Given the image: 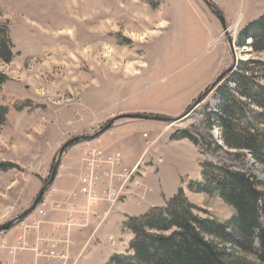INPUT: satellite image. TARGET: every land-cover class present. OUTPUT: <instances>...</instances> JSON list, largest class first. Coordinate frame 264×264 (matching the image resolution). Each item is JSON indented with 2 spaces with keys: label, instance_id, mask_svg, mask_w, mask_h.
Listing matches in <instances>:
<instances>
[{
  "label": "rangeland",
  "instance_id": "obj_1",
  "mask_svg": "<svg viewBox=\"0 0 264 264\" xmlns=\"http://www.w3.org/2000/svg\"><path fill=\"white\" fill-rule=\"evenodd\" d=\"M182 6L213 15L201 0H0V23L8 24L15 53L10 63L0 59V73L8 77L0 85V108L8 107L0 123V163L19 167L0 172V226L28 209L22 207L28 195L21 189L34 177L45 178L42 186L49 180L67 141L95 135L115 117L132 111L180 117L213 83L200 81L205 69H200L197 59L184 62L182 50L174 49L183 37L177 13ZM230 31L234 37L238 29ZM245 55L243 60L264 62V52L253 53L251 47H246ZM173 60L183 63L163 72ZM216 97L217 89L181 124L147 121L149 129L140 134L151 142L154 136L192 132L200 139L198 162L248 172L264 188L263 164L245 150L215 142L220 132L210 129L206 118L216 108ZM26 101L31 106L15 108ZM131 121L122 119L114 125ZM100 137L74 144L65 153L75 145L86 151ZM184 156L185 164H169V172L194 175V153ZM152 172L157 174V168ZM186 195L222 222L232 214L217 198L188 190ZM231 245L220 246L234 251L243 264H261L255 255Z\"/></svg>",
  "mask_w": 264,
  "mask_h": 264
},
{
  "label": "trees",
  "instance_id": "obj_2",
  "mask_svg": "<svg viewBox=\"0 0 264 264\" xmlns=\"http://www.w3.org/2000/svg\"><path fill=\"white\" fill-rule=\"evenodd\" d=\"M248 40L252 43L248 44ZM237 44L241 48L251 47L253 53L264 52V14L240 32ZM13 50L9 26L0 23V59L12 62ZM7 80L0 73V85ZM223 81L217 88L216 108L206 118L210 129L220 132L214 140L219 145L245 150L264 165V62L240 60ZM15 106L21 110L31 106V101ZM7 110L8 107L0 108V123ZM171 140H189L198 148L201 146L199 137L188 131L175 132ZM201 168L202 180L183 178L182 188L166 206L128 218L126 228L134 235L131 252L113 256L109 264H243L234 257V251H226L221 243L253 254L264 264L261 182L256 176L236 171L227 164L204 161ZM13 169L19 167L0 163V172ZM186 184L192 193L223 202L231 210L230 218L222 222L207 209L192 203L183 188ZM210 238H216L218 243Z\"/></svg>",
  "mask_w": 264,
  "mask_h": 264
},
{
  "label": "crops",
  "instance_id": "obj_3",
  "mask_svg": "<svg viewBox=\"0 0 264 264\" xmlns=\"http://www.w3.org/2000/svg\"><path fill=\"white\" fill-rule=\"evenodd\" d=\"M209 1L223 13L231 29H238L234 36L236 43L240 32L264 14V0ZM187 7L182 6L177 12L183 37L176 42L174 49L182 50L181 55L185 59L184 62L190 58L197 59L200 69H205V77H201L200 81L212 82L231 66L229 60L232 54L227 38L223 35L220 21L213 13V15H208L201 10H191ZM237 24L238 27H236ZM182 63L183 60L168 61L163 72H170ZM130 113L144 112L132 111ZM131 122L134 123L114 125L111 131L90 143L91 145L88 146L92 147L88 148H99L107 153H121L123 164L127 167H134L144 155H147L146 164L143 167L144 181L152 192L145 197L143 204L139 206L135 199L121 201L116 205L98 204L93 209L95 216H91L89 226L83 230L74 229L68 237L63 230L58 229L59 224L67 218V211L54 210L50 206L47 207L45 216L34 211L15 227L0 234L1 264L12 263L14 257L10 251L18 246L21 239L28 249L17 255L15 258L17 264H59L39 256L40 251L47 250L46 240L51 236L70 241L71 260L69 264H109L113 256L127 255L131 252L134 235L126 228L129 217H140L153 208L166 206L182 188L183 177L188 176L191 181L202 180V163L197 159L202 154L196 145L189 140H171L173 134L170 133L164 134L163 137L154 136L151 139L153 145L149 148L147 147L149 141L145 142L140 134L141 130L149 129L145 123L147 121L132 119ZM84 149L85 147L75 145L65 153L51 186L53 192L48 194V198L53 203L73 204L79 207L87 205L85 197L79 192L83 172L82 158L86 152ZM193 153L196 165L193 176L178 170L169 172V164L183 166L185 164L183 154L186 157ZM156 159H161L162 163L156 164ZM150 161L154 162L153 167L149 165ZM155 168H157V174L154 175L152 171ZM44 179L34 177L29 180L30 183L23 186L21 190L28 196L24 199L22 207L26 208L31 205L33 196L41 189ZM14 185L15 183L10 184L8 189ZM183 188L185 192L190 191L188 184ZM74 196H76L75 200ZM74 217L79 220L82 214H75ZM34 222L39 223V227L26 232V229Z\"/></svg>",
  "mask_w": 264,
  "mask_h": 264
},
{
  "label": "built area",
  "instance_id": "obj_4",
  "mask_svg": "<svg viewBox=\"0 0 264 264\" xmlns=\"http://www.w3.org/2000/svg\"><path fill=\"white\" fill-rule=\"evenodd\" d=\"M152 145L153 143L148 142L149 148ZM146 158L147 155H144L134 167H127L123 164L121 153H107L99 148H88L82 158L83 172L79 188V192L85 197L87 205L79 207L73 204L53 203L48 198V194L53 192V189L50 188L36 211L41 216L46 215V209L49 206L54 210L67 211L68 216L59 224L58 229L63 230L66 237H68L74 229L83 230L89 226L91 216H95L93 209L98 204L116 205L121 201L126 202L135 199L136 203L141 206L145 197L152 192L144 181L143 167L146 164ZM155 163L159 165L162 160L156 159ZM129 173H137V180L129 181ZM75 199L76 196H74ZM75 214H82V217L77 220L74 217ZM38 227L39 223L34 222L26 229V232ZM46 242L47 250L45 252L40 251V257L56 261L59 264H69L71 260V243L68 239L62 240L59 237L51 236ZM27 249L21 239L18 246L10 251V254L14 257L11 264H17L15 258Z\"/></svg>",
  "mask_w": 264,
  "mask_h": 264
},
{
  "label": "water",
  "instance_id": "obj_5",
  "mask_svg": "<svg viewBox=\"0 0 264 264\" xmlns=\"http://www.w3.org/2000/svg\"><path fill=\"white\" fill-rule=\"evenodd\" d=\"M209 9L210 11L216 16V18L220 21L223 29V35L227 38V43L230 48V52L232 54L233 63L232 65L227 68L225 71H223L210 85L208 89H206L205 92H203L195 101L194 103L187 109V111L181 115L180 117L173 118V117H166V116H160V115H154V114H145V113H130V114H123L118 117H115L112 119L105 127L100 129L95 135L92 136H79L72 138L71 140L67 141L63 147L60 149L56 161L54 163V166L51 171V175L49 177V180L41 187L39 192L37 193L36 197L34 198L31 205L26 209L19 217L3 224L0 226V234L3 232H6L13 227H15L17 224L22 222L26 217H28L31 213L36 211L38 206L40 205L42 199L44 198L45 193L47 190L52 186L54 183V180L57 176L59 167L61 165L62 157L65 153V151L73 146L74 144L84 142V141H90L93 139H96L97 137H100L104 133H106L108 130L112 128L114 123L118 120L122 119H133V120H145V121H156V122H162V123H170V124H181L183 123L207 98L208 96L218 88L222 80L230 74L237 66L238 62L242 59V54H245L246 48H241L236 43L231 31L230 26L228 25L223 13L209 0H201ZM1 264V262H0Z\"/></svg>",
  "mask_w": 264,
  "mask_h": 264
},
{
  "label": "bare ground",
  "instance_id": "obj_6",
  "mask_svg": "<svg viewBox=\"0 0 264 264\" xmlns=\"http://www.w3.org/2000/svg\"><path fill=\"white\" fill-rule=\"evenodd\" d=\"M236 26H238V24ZM241 56L245 57L246 55L242 54ZM218 138H219V136L216 137V139H218ZM136 180H137V173H129V181H136Z\"/></svg>",
  "mask_w": 264,
  "mask_h": 264
}]
</instances>
